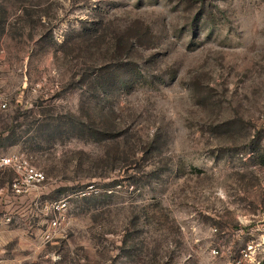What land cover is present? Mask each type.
Returning <instances> with one entry per match:
<instances>
[{"label":"rangeland","instance_id":"374dc122","mask_svg":"<svg viewBox=\"0 0 264 264\" xmlns=\"http://www.w3.org/2000/svg\"><path fill=\"white\" fill-rule=\"evenodd\" d=\"M15 145L46 174L24 264H264V0H0Z\"/></svg>","mask_w":264,"mask_h":264},{"label":"crops","instance_id":"0c3cea01","mask_svg":"<svg viewBox=\"0 0 264 264\" xmlns=\"http://www.w3.org/2000/svg\"><path fill=\"white\" fill-rule=\"evenodd\" d=\"M19 151L15 145L3 155ZM16 173L10 168L0 170V264H24V256L39 246V236L36 231L25 227L19 231V221L26 222L30 212L37 209L35 189L28 188L19 194L12 183Z\"/></svg>","mask_w":264,"mask_h":264},{"label":"built area","instance_id":"2783aa9c","mask_svg":"<svg viewBox=\"0 0 264 264\" xmlns=\"http://www.w3.org/2000/svg\"><path fill=\"white\" fill-rule=\"evenodd\" d=\"M2 106H8L6 99L3 100ZM4 168H10L16 173L12 187L18 193L25 192L30 187L38 186L46 180V174L33 165L29 158L19 153V151L0 156V170ZM65 206L66 203L64 201H58L51 205V208L62 209ZM57 224V220L51 221L50 228L43 233V238L45 240H51L53 231L51 229L55 228Z\"/></svg>","mask_w":264,"mask_h":264},{"label":"trees","instance_id":"16d2710c","mask_svg":"<svg viewBox=\"0 0 264 264\" xmlns=\"http://www.w3.org/2000/svg\"><path fill=\"white\" fill-rule=\"evenodd\" d=\"M103 41V40H102ZM114 41L115 42H113V45H112V47H111V50H114V54H112L111 56H113V57H111L110 59H108L109 61H111V62H115V65H111V66H108V69H107V71H106V73L107 72H113V71H115V70H118L119 69V67L120 66H124L125 65V62H124V58L122 57V54H123V40L122 39H120V37L118 36V34H117V36L114 38ZM105 42V41H104ZM103 42V43H104ZM101 44V43H100ZM111 43H109L108 45H107V47H106V51H110L111 52V50L108 48V46L110 45ZM97 46L99 47L100 45L99 44H97ZM88 49L90 50V46L88 47ZM116 63H117V65H116ZM92 65H93V63H92ZM126 65H128V63L126 64ZM102 68H107V67H103L102 66ZM89 69H91V66L90 65H88V70ZM105 69H103V71L105 70ZM98 71H102V69H99ZM131 71V70H130ZM144 72H145V69H144V67H142V66H140V65H138V64H136L135 65V72H134V74L136 75H138V76H140V77H144L143 76V74H144ZM86 74V73H85ZM98 75H99V77H100V73H98ZM135 81V78L134 77H132L131 79H120V82H132V81ZM105 85L104 84H102V82L101 81H98L95 85H93V86H91L90 88H93V90H95V91H98V90H100V89H102L103 87H104ZM123 87H128V84H125V85H122ZM131 86V85H130Z\"/></svg>","mask_w":264,"mask_h":264}]
</instances>
